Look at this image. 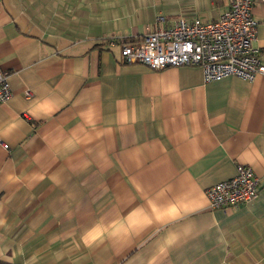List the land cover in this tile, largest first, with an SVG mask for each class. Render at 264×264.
Wrapping results in <instances>:
<instances>
[{
	"label": "crops",
	"instance_id": "1",
	"mask_svg": "<svg viewBox=\"0 0 264 264\" xmlns=\"http://www.w3.org/2000/svg\"><path fill=\"white\" fill-rule=\"evenodd\" d=\"M264 64V0H251ZM228 0H0V264H264V77L121 63ZM115 46H111V42ZM3 145H7L5 149ZM250 167L259 198L212 210Z\"/></svg>",
	"mask_w": 264,
	"mask_h": 264
},
{
	"label": "built area",
	"instance_id": "2",
	"mask_svg": "<svg viewBox=\"0 0 264 264\" xmlns=\"http://www.w3.org/2000/svg\"><path fill=\"white\" fill-rule=\"evenodd\" d=\"M252 10L251 0H228V9L214 22L169 23L159 16L153 32L137 43L121 45V63L141 64L153 71L200 67L206 83L228 77L253 82L264 77V64L254 47L258 22ZM9 78L7 71L0 70V106L12 99ZM260 193V179L250 167L239 165L233 179L208 190V198L212 210H223L253 203Z\"/></svg>",
	"mask_w": 264,
	"mask_h": 264
}]
</instances>
